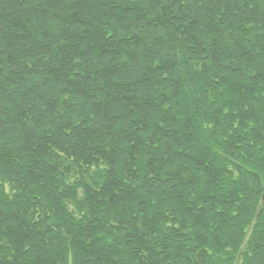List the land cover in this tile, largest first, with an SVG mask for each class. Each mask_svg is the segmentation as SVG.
<instances>
[{
    "label": "trees",
    "instance_id": "1",
    "mask_svg": "<svg viewBox=\"0 0 264 264\" xmlns=\"http://www.w3.org/2000/svg\"><path fill=\"white\" fill-rule=\"evenodd\" d=\"M0 264H264V0H0Z\"/></svg>",
    "mask_w": 264,
    "mask_h": 264
}]
</instances>
